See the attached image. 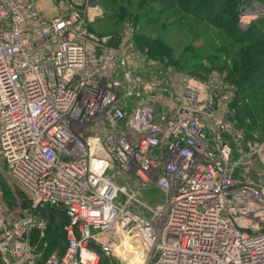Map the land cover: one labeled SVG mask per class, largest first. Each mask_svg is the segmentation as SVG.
<instances>
[{"label":"built area","instance_id":"2783aa9c","mask_svg":"<svg viewBox=\"0 0 264 264\" xmlns=\"http://www.w3.org/2000/svg\"><path fill=\"white\" fill-rule=\"evenodd\" d=\"M246 1L240 19L264 14ZM37 3L0 0V174L30 202L13 218L0 206V264H99L121 234L152 248L149 264H264V139L229 118L233 86L131 74L136 46L97 49L80 10ZM122 178L166 201L140 213ZM48 205L69 216L62 253L31 239Z\"/></svg>","mask_w":264,"mask_h":264},{"label":"rangeland","instance_id":"374dc122","mask_svg":"<svg viewBox=\"0 0 264 264\" xmlns=\"http://www.w3.org/2000/svg\"><path fill=\"white\" fill-rule=\"evenodd\" d=\"M113 1L94 0L92 4H88V0H48L46 3L50 7L48 9L47 6L46 10H43L41 0H38L37 5L44 13L49 12V15L80 10L92 36L90 44L97 49L105 45L120 50L126 42L132 43L139 50L133 65L128 68L134 75H152L170 83L175 78L177 85L188 77L206 80L218 75L232 85L228 78L233 64H239L243 60H250L252 63L259 60L260 55L255 53L256 47L245 49L251 44L237 42L221 28L211 26L205 19L207 12L185 10L177 0ZM149 14L153 17H149ZM262 16L264 19V14ZM249 21L251 23L254 19L247 16L242 20L239 16L241 27L244 28V23L247 25ZM137 33L158 42L161 49L154 52L149 49L141 50V42L136 44L135 40ZM163 48L168 51L165 52ZM251 91L252 89H246L237 93L232 90V93L234 98L237 97V110L245 106L256 109L259 132L254 133L263 140L264 116L260 114L264 111V100L256 99V95L250 94ZM260 92L264 98V89ZM237 110L233 111V115L238 113ZM119 182H128L137 191L140 202L137 210L142 214L151 216L150 209L157 208L166 201V193L159 187H147L134 178H122ZM20 191L11 177L5 173L0 174V206L8 218L23 215L30 206L28 198L19 195ZM51 224L52 222L48 226ZM135 240L138 242H133ZM57 250L60 252L63 249L59 246ZM152 253V248L146 246L141 238L121 234L112 254L101 258L99 264H149Z\"/></svg>","mask_w":264,"mask_h":264},{"label":"trees","instance_id":"16d2710c","mask_svg":"<svg viewBox=\"0 0 264 264\" xmlns=\"http://www.w3.org/2000/svg\"><path fill=\"white\" fill-rule=\"evenodd\" d=\"M113 2H117V0ZM177 2L179 6L185 10H190L195 13L207 12V15L205 14V19L211 26L221 28L237 42H247L251 44H248L245 49L250 48V46L256 47L255 53L260 55L259 60L253 63L250 62V60H243L239 64H233V69L229 72L228 80L232 83L233 92L236 90L238 93L241 90L246 91V89H252L250 94L256 95V99L260 98L264 100L260 92V90L264 89L263 16H258L247 27L243 28L239 23V16L242 8L247 4L246 0H177ZM149 17L152 18L153 15L149 14ZM135 40L136 44L138 41L141 42V46L139 47L141 50L149 49L150 52H154L155 50L161 49L158 42L151 41L139 33L136 34ZM163 50H165V52L168 51L164 48ZM245 97L246 96H244V98ZM237 103V97H233L230 111L232 115L230 116L229 114V118L237 127L244 130L247 139L262 138H258L256 133H254L258 131V113H255L256 109L245 106L237 110ZM234 110H237L238 113L233 115ZM260 115L264 116V111ZM243 124H245V126ZM41 210V215L50 217L52 224L47 226L43 236H40V231L35 228L31 233V239L34 243L38 244V248L42 249L45 254H50L54 249H58L59 246L63 249L59 253H62L66 247L63 225L69 221V216L64 209L49 205L44 206ZM104 256L105 255H102L101 258H104Z\"/></svg>","mask_w":264,"mask_h":264},{"label":"crops","instance_id":"0c3cea01","mask_svg":"<svg viewBox=\"0 0 264 264\" xmlns=\"http://www.w3.org/2000/svg\"><path fill=\"white\" fill-rule=\"evenodd\" d=\"M46 1H48V0H41V6L43 7V10L45 9H47V6H48V9H49V5H48V3H46ZM46 5V6H45ZM46 13V12H45ZM47 13H49V12H47ZM46 13V14H47ZM47 15H49V14H47Z\"/></svg>","mask_w":264,"mask_h":264},{"label":"bare ground","instance_id":"6f19581e","mask_svg":"<svg viewBox=\"0 0 264 264\" xmlns=\"http://www.w3.org/2000/svg\"><path fill=\"white\" fill-rule=\"evenodd\" d=\"M133 242L137 243V242H138V240H135V241H133Z\"/></svg>","mask_w":264,"mask_h":264}]
</instances>
